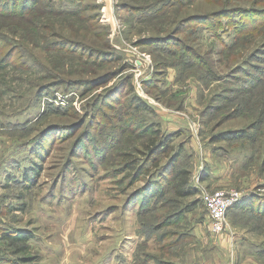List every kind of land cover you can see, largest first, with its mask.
<instances>
[{"label":"rangeland","instance_id":"1","mask_svg":"<svg viewBox=\"0 0 264 264\" xmlns=\"http://www.w3.org/2000/svg\"><path fill=\"white\" fill-rule=\"evenodd\" d=\"M80 1L83 3L54 0L47 11L44 6L48 1H42L40 8L25 17L0 14V61L7 54L15 55L8 65L0 67V204L3 207L0 230L1 227L29 229L34 236L27 252L18 254L0 233V254L3 249L12 260L30 258L24 262L20 259L21 264H179L188 249L199 251V245L192 247L196 239L188 237L172 247L168 243L175 237L162 239L161 236L172 235L169 233L177 230L175 227L151 228L161 222L165 212L173 211L171 206L161 208L162 204L158 203L140 217L138 206L129 211L124 209L126 199L144 181L128 186L129 179L125 175L129 171L121 172L123 155L136 147L142 149L145 137L139 134V129L133 128L135 124L131 130L123 128L122 113H126L123 104L138 94L153 106L154 112L139 111L132 106L130 114L136 122L158 124L157 110L163 112L157 107L158 103L172 111L176 116L173 122H166L172 123L167 127H189L188 134L179 131L181 135L175 137L173 143L177 147L185 143L194 162L197 155L203 158L211 153L208 149L214 136L249 126L245 138L216 143V147H220L218 151L227 152L223 153L227 157L222 155L224 159L219 163L224 164L225 171L229 163L234 165L237 171L234 176L240 175V185L203 186V189L234 188L264 195V188L259 187L264 186V106L261 104L264 84L235 94L227 91L231 98L219 96L226 94V87H238L226 77L238 64L250 72L260 67L258 76H264L261 70L264 52H258L264 47V19L258 18L257 23H261L258 30L242 36L237 45L234 44L235 25L230 23V18H223L221 26L224 27L217 34L232 45L226 49L214 31L205 27L206 24L217 27L215 19L186 23L178 33L181 42L168 38L176 36L180 20L184 23L196 15L218 9L221 5L218 0ZM95 1L103 5L97 21L82 22L77 17L62 14L86 6L80 16L93 15L96 11L91 7ZM122 1L142 8L126 11L121 6ZM254 1L233 0L232 5L264 9V2L255 5ZM254 11L257 10L251 13ZM251 20L254 21L253 16ZM100 23L105 28L97 27ZM241 25L248 27V17H242ZM64 38L76 41V46L53 48ZM108 40L114 51L112 57L107 55L108 49L101 48ZM185 44L201 53L211 50V60L220 76L206 83L198 75H187L190 104H184L183 96L174 105L176 108H167L175 100L173 95L163 93L162 88L172 90V86L167 88L168 75L176 71L178 76V67L183 68L177 64L182 59ZM92 49H101L103 53L95 56ZM105 59L108 62L99 66ZM121 65L123 71L107 86L88 89L89 86L75 84L96 79ZM155 71L165 72L166 82L160 83V80L165 81L162 77L157 88L153 84L145 86L143 81ZM116 83V90L108 92ZM52 86L53 95L42 92ZM43 150V159L36 158ZM212 158L217 160L216 155ZM140 159H143L142 154ZM35 164L42 167V172L34 185L26 187L23 173ZM194 213L190 217L204 219L207 214L203 207ZM245 219L247 221L240 220V228L255 235V243L260 244L255 250L261 251L260 260L264 264V217L254 215ZM233 234L235 231L230 224L221 243L230 240ZM208 238L211 242L205 247L208 250L211 245L210 257L198 252L197 255L203 256L200 260L204 257L214 260L217 257L212 254L214 251L225 257L228 247L218 246L216 238ZM248 249L242 253H248Z\"/></svg>","mask_w":264,"mask_h":264},{"label":"trees","instance_id":"2","mask_svg":"<svg viewBox=\"0 0 264 264\" xmlns=\"http://www.w3.org/2000/svg\"><path fill=\"white\" fill-rule=\"evenodd\" d=\"M48 1L46 3L45 10L47 11V6H50L54 3V0H0V14L10 15V16H21L25 17L35 9L40 8L41 2ZM178 1L180 0H173ZM233 0H218L221 5L213 11L212 13H208L206 15H196L192 19H189L183 23L184 20H180L178 23V28L176 31V36H169V39H174L177 42H181L178 37V33L183 30V27L186 23L191 21H195L196 23H203L209 20L215 19L217 27H213V25L206 24L205 27L207 29H212L216 37H218L221 42L224 44V48L230 49L232 45L225 43L222 35H218L217 32L222 29V19L225 17L230 18V23L235 25V33L236 40L234 44L239 45L241 41V37L247 34H253L258 30L257 23L258 18L264 19V9H258L254 7H246L242 8L240 5H232ZM77 3L81 4L83 1L76 0ZM264 0H255L254 4H261ZM96 3V1H95ZM102 3L98 1L91 8L96 11L93 15L82 17L80 13H83L86 6L84 8H79L71 11L60 12L67 16H74L80 19L82 22H91L92 19L100 18ZM121 6L124 10H130L134 7H140L141 5H134L133 2L126 3L125 1L121 3ZM103 8V7H102ZM253 8V9H252ZM255 13H251L253 12ZM251 16L254 17V21L252 22ZM154 18V16H150ZM242 17L249 19V25H241ZM238 20V21H237ZM183 23V24H182ZM182 26V27H181ZM97 27L105 28L101 23L97 24ZM107 34L108 33H104ZM74 43L76 41L68 38H64L59 43H55L53 48H66L70 45L76 46ZM83 44V43H82ZM264 44V43H263ZM84 45V44H83ZM85 47L90 46L84 45ZM183 46V54L179 60V64L177 66L182 65V67H178V76L176 73V80L180 85H183L187 81V75H198L203 82H212L219 78L220 75L216 73L214 62H212V52L207 51L201 53L198 49L193 48L192 46L185 44ZM102 49L107 51V55L112 57L114 55V51L110 46V41H106L101 46ZM87 49V48H86ZM83 52H85V50ZM235 48H233L234 50ZM93 50V49H92ZM111 50V51H110ZM232 50V49H231ZM76 51V50H74ZM264 52V47L258 49V52ZM92 53L95 56L101 55L103 51L101 49L93 50ZM15 55L7 54L0 61L2 64L0 67H5L8 65ZM120 58H118L119 60ZM114 61V60H113ZM108 62L107 59L98 63L99 66L104 65ZM264 65V64H263ZM250 66V65H247ZM124 66L121 65L119 69L109 70L104 75L96 78V79H87L83 80L82 83L76 81L75 84L80 86H89L90 89L92 86H107L114 78H116L122 71ZM258 70L260 67H255V71L250 72L247 67L240 68V64L237 67H234L229 74H226V77L231 80L230 82L236 83L237 88H228L226 87V94H220L219 96H224V98H231L227 94V91L235 94L240 93L241 90H248L251 88L259 87L264 84V76H258ZM264 72V68L261 69ZM242 75V78L240 77ZM165 72L159 73L155 71L154 75L151 73L150 77L143 81L145 86L154 85L155 88L159 85V80L164 78ZM163 80V79H162ZM130 82L128 79L127 84ZM161 82V80H160ZM71 87H74L71 85ZM117 83L108 88V92H112L116 90ZM69 88V86H66ZM68 91V90H65ZM44 94H49L50 96L54 94V87H47L44 91ZM150 94V93H149ZM235 96V95H234ZM234 98V97H233ZM238 104V103H237ZM262 106H264V101L261 102ZM135 106V109H139V111H149L154 112L153 106L143 100L138 94L129 97V100L123 104V107H126L125 114L122 113V116L125 117L123 121V128L125 127L127 130H131V126L135 124L136 126L133 128L139 129L142 136H144L145 141L144 144L141 145L143 148L136 147L137 149L128 150L125 155H123L125 161L122 165L121 172L129 171L128 174L125 175V178L129 179L128 186L136 184L137 182L144 181L142 185L136 188L129 197L126 199L124 203V209L129 211L132 207L138 206L139 217L148 211L153 210V207L158 203L162 204L161 208L164 206H171L173 211L165 212L161 218V222L157 223L155 227H151L154 230H160L163 228L175 227L177 230L169 233L172 235H162L161 238L166 237H175L174 241L168 243V246L172 247L180 244L182 239H186L188 237H192L196 239L193 235V229L195 227V223L201 222V218L194 219L189 218V214H195L198 208L203 207V210L207 208L205 206L204 201L199 197L200 189L195 185L193 179V169H194V161H192V155L189 154L187 149H185V143H180L177 146L174 145L173 141L175 137L180 135L179 131L175 132H166L161 128L159 123L157 124L155 121H149L148 123L138 121L136 122L133 115L130 114V108ZM128 109V110H127ZM157 124V125H156ZM122 128V124L120 125ZM132 129V130H136ZM179 132V133H178ZM249 132V126L243 129L238 130H228L219 133L218 135L212 138V143L217 142H234L240 140L241 138H245ZM31 148V145H30ZM43 150L41 153L36 155V158L43 159ZM142 154L143 159H140V155ZM139 154V155H138ZM154 168L156 171H153ZM42 172V167L40 165H33L23 173V182L26 187L32 186L36 183L38 177ZM201 180H205L203 176H200ZM259 187L264 186L261 184ZM258 189V188H257ZM185 201L186 199H188ZM184 200V201H183ZM5 207V205H4ZM234 210L240 211V220L243 222L247 221L245 218L249 217H264V195L258 193H251L247 196H244L239 202H237L233 207L228 211V218L234 215ZM5 210V209H4ZM3 211V207H1V211ZM254 214V215H253ZM245 217V218H243ZM246 224V222H244ZM258 226L257 224H255ZM254 227H250V230H253ZM0 233L4 239L9 240V244H11L15 248V252L18 254H25L29 248V242L33 239V232L29 229H18V230H9L3 229L1 227ZM0 235V240H1ZM165 236V237H164ZM164 241V240H163ZM4 254L2 249L0 254V264H21L20 259L12 260ZM24 262V261H23Z\"/></svg>","mask_w":264,"mask_h":264},{"label":"crops","instance_id":"3","mask_svg":"<svg viewBox=\"0 0 264 264\" xmlns=\"http://www.w3.org/2000/svg\"><path fill=\"white\" fill-rule=\"evenodd\" d=\"M164 78H165V81L160 82V83L166 82L167 74L164 76ZM168 84L169 86L167 88L172 86V90L164 91L165 89L162 88L163 93L166 92V95H173L175 101H172L170 103L171 105L170 104L167 105L168 106V107L166 106L167 108H172V109L176 108L174 107V105L178 103V99L183 96L184 98L182 100L184 104L186 106L187 104H190L187 101V99L189 98V94H187L186 92L187 87H189V83L186 81L183 85H180V83H178V81L176 80V71H173L168 75ZM191 98H193V96ZM192 105L195 106L194 103ZM157 107L163 109V112H160L159 110H157L159 123L162 125L163 130H165L166 132L181 131V134L184 131V135L188 134L189 127L187 128L167 127V125H170L172 123L168 124L166 122L167 121L173 122V119H175L174 116L176 115L171 114L172 111L167 110L165 107H162L161 103H158ZM183 126L186 127L185 125ZM187 145L188 146L191 145V140L187 143ZM216 146H217L216 143H212L210 147L211 149H208L210 150L211 153L207 154V157L203 156V158H200V155H197L195 159L194 169H193V179H194L195 185L200 189V193L202 191L203 186H206L208 188L209 186L215 187V186H222L223 184L237 185V186L240 185V175L239 177L234 176L237 172L235 171L236 169L234 165H231L229 163L228 164L229 168H227L225 171L224 164L219 163L220 160L224 159L222 155L227 157V154H223L227 152H223L220 149L218 151V148L220 147H216ZM192 149L194 150L193 147ZM212 155H216L217 160L213 159ZM236 160L237 159L235 158V162ZM239 171H240V168H239ZM200 176H203L205 180L202 181ZM201 199H202V196H201ZM233 212H234V215L232 217H229V220H230L229 222L231 226L233 227V231H235V234H233L231 238L232 240L228 239V241H224L223 243H221L223 241L222 236L214 237L213 234L210 232V221H209L208 215L206 214L204 219L201 220V222H198V224L195 223V227L192 231L193 235L196 238V241L194 244H192V247L199 245L198 246L199 251L197 250L196 252H194V251H189L190 249H188L185 252L186 254L183 256L179 264H263V262L260 260L261 251L259 252L258 250H255L258 247H260V244L255 243L253 239L255 238V235L248 233V230L245 228H242V227L240 228V211L233 209ZM190 215L192 214H189V216ZM189 218L194 219V222L195 220L197 221V219H199L197 217H189ZM209 236L217 239L218 242L216 241V239H215V242L218 246H221L224 248L228 247L225 257L223 258L220 257L221 255H219L217 251H214V253L212 254H215V256H217L215 257L214 260H211V259L209 260L208 258L205 259V257L204 259L202 258V260H200L199 257H203V256L197 255L198 252H200L202 255H209L208 250L212 249L211 245L208 246L209 248L208 250L206 249L207 247H205V244L207 242H211V239L208 238ZM211 244H214V242L212 241ZM247 248H249L248 249L249 252L242 253V250L247 249ZM196 256L198 257L196 258ZM217 258L219 259L217 260Z\"/></svg>","mask_w":264,"mask_h":264},{"label":"built area","instance_id":"4","mask_svg":"<svg viewBox=\"0 0 264 264\" xmlns=\"http://www.w3.org/2000/svg\"><path fill=\"white\" fill-rule=\"evenodd\" d=\"M142 62H140L141 64ZM261 192V189H256ZM252 193V190L240 191L238 189H221L208 191L202 188V199L207 208V215L210 221V232L215 236H222L229 230L228 211L244 196ZM0 204V211H1Z\"/></svg>","mask_w":264,"mask_h":264}]
</instances>
